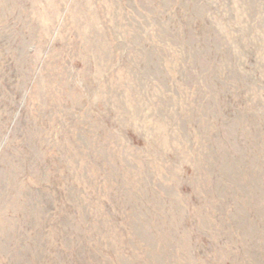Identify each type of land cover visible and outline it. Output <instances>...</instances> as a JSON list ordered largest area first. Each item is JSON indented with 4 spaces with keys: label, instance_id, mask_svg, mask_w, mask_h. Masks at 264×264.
Returning a JSON list of instances; mask_svg holds the SVG:
<instances>
[{
    "label": "rangeland",
    "instance_id": "374dc122",
    "mask_svg": "<svg viewBox=\"0 0 264 264\" xmlns=\"http://www.w3.org/2000/svg\"><path fill=\"white\" fill-rule=\"evenodd\" d=\"M0 264H264V0H0Z\"/></svg>",
    "mask_w": 264,
    "mask_h": 264
}]
</instances>
